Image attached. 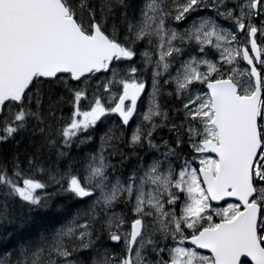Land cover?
<instances>
[{
  "label": "snow or ice",
  "instance_id": "6c2138e0",
  "mask_svg": "<svg viewBox=\"0 0 264 264\" xmlns=\"http://www.w3.org/2000/svg\"><path fill=\"white\" fill-rule=\"evenodd\" d=\"M0 264H264V0H0Z\"/></svg>",
  "mask_w": 264,
  "mask_h": 264
}]
</instances>
